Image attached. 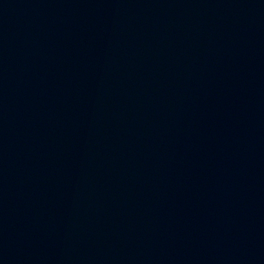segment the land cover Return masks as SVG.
Returning <instances> with one entry per match:
<instances>
[{
    "label": "water",
    "instance_id": "water-1",
    "mask_svg": "<svg viewBox=\"0 0 264 264\" xmlns=\"http://www.w3.org/2000/svg\"><path fill=\"white\" fill-rule=\"evenodd\" d=\"M0 264H264V0H0Z\"/></svg>",
    "mask_w": 264,
    "mask_h": 264
}]
</instances>
